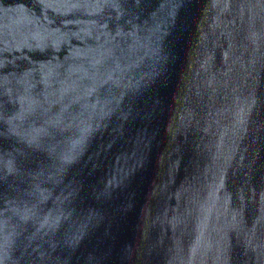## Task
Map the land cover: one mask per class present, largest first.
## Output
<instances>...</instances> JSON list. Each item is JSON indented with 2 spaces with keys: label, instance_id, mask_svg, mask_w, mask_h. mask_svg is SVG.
I'll return each mask as SVG.
<instances>
[{
  "label": "water",
  "instance_id": "water-1",
  "mask_svg": "<svg viewBox=\"0 0 264 264\" xmlns=\"http://www.w3.org/2000/svg\"><path fill=\"white\" fill-rule=\"evenodd\" d=\"M0 264H264V0H0Z\"/></svg>",
  "mask_w": 264,
  "mask_h": 264
}]
</instances>
